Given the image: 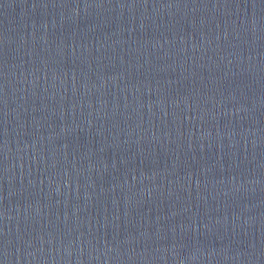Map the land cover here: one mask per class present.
I'll return each mask as SVG.
<instances>
[{
	"label": "water",
	"instance_id": "water-1",
	"mask_svg": "<svg viewBox=\"0 0 264 264\" xmlns=\"http://www.w3.org/2000/svg\"><path fill=\"white\" fill-rule=\"evenodd\" d=\"M0 264H264V128L0 171Z\"/></svg>",
	"mask_w": 264,
	"mask_h": 264
}]
</instances>
